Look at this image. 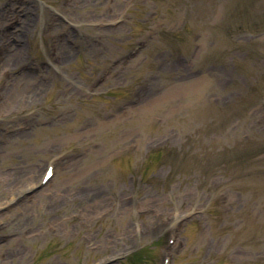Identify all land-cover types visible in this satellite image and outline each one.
Listing matches in <instances>:
<instances>
[{
	"label": "rangeland",
	"instance_id": "1",
	"mask_svg": "<svg viewBox=\"0 0 264 264\" xmlns=\"http://www.w3.org/2000/svg\"><path fill=\"white\" fill-rule=\"evenodd\" d=\"M262 101L264 0H0V264H264Z\"/></svg>",
	"mask_w": 264,
	"mask_h": 264
},
{
	"label": "bare ground",
	"instance_id": "2",
	"mask_svg": "<svg viewBox=\"0 0 264 264\" xmlns=\"http://www.w3.org/2000/svg\"><path fill=\"white\" fill-rule=\"evenodd\" d=\"M117 8H118V7H117ZM142 49H143V48H142ZM142 49H141V50H142ZM141 50H140V51H141ZM55 174H56V173H55ZM54 177H55V175L53 176V178H54ZM261 230H262V229H261ZM252 234H253V230L251 231V235H252Z\"/></svg>",
	"mask_w": 264,
	"mask_h": 264
}]
</instances>
